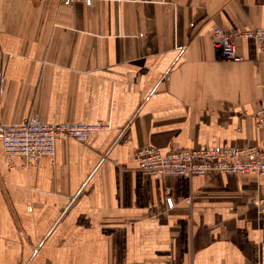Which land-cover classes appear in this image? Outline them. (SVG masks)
Returning <instances> with one entry per match:
<instances>
[{
    "label": "crops",
    "instance_id": "obj_1",
    "mask_svg": "<svg viewBox=\"0 0 264 264\" xmlns=\"http://www.w3.org/2000/svg\"><path fill=\"white\" fill-rule=\"evenodd\" d=\"M264 0H0V124L99 126L52 156L0 143V264H264V175L148 177L145 147H264ZM173 200L169 207L167 199Z\"/></svg>",
    "mask_w": 264,
    "mask_h": 264
},
{
    "label": "built area",
    "instance_id": "obj_2",
    "mask_svg": "<svg viewBox=\"0 0 264 264\" xmlns=\"http://www.w3.org/2000/svg\"><path fill=\"white\" fill-rule=\"evenodd\" d=\"M64 4H93L99 0H60ZM215 50L227 61L240 63L245 57L239 52L237 39L243 36L255 39L258 52L264 53V29L226 31L216 27L212 33ZM0 47V72L2 70ZM99 126L84 123H46L32 115L18 124H0L2 144L8 166H14L13 158H23L27 163L52 156L56 143L64 138L86 142ZM256 127L264 135V104L256 113ZM138 170L148 177L196 176L223 173L229 175H264V147H174L163 152L156 147L139 149L135 156ZM169 207L173 200L167 199Z\"/></svg>",
    "mask_w": 264,
    "mask_h": 264
}]
</instances>
